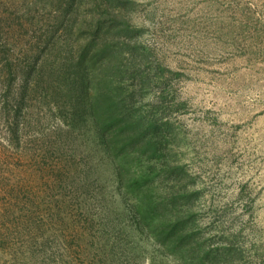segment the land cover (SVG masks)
Instances as JSON below:
<instances>
[{
  "label": "rangeland",
  "instance_id": "rangeland-1",
  "mask_svg": "<svg viewBox=\"0 0 264 264\" xmlns=\"http://www.w3.org/2000/svg\"><path fill=\"white\" fill-rule=\"evenodd\" d=\"M66 2L0 0V264H264V0L117 9L145 53L144 78L128 71L122 94L132 114L167 122L156 157L124 159L122 177L179 166L180 185L157 180L151 194L187 190L175 207L185 247L139 228L150 180L121 185L77 100V47L66 59L63 44L83 43L107 0Z\"/></svg>",
  "mask_w": 264,
  "mask_h": 264
},
{
  "label": "trees",
  "instance_id": "trees-1",
  "mask_svg": "<svg viewBox=\"0 0 264 264\" xmlns=\"http://www.w3.org/2000/svg\"><path fill=\"white\" fill-rule=\"evenodd\" d=\"M121 1L107 0V3H104L105 6L100 8L89 24V35L83 43L77 45L68 41L69 45L63 44L65 55H68L66 59H72L75 53L73 46L77 47L75 74L77 84L81 83L82 86V90L77 86V100L83 104L97 129L100 143L109 155L116 159L115 169L121 185L127 187L128 191L136 192V183L150 180L145 190L136 192L132 211L135 222L142 231L155 235L157 241L164 244L174 242L175 245L185 247L184 240L189 234L184 230L186 215L175 207L179 199L189 195L187 190H181L179 187L167 193L163 191V194H159L163 195L160 199H153L151 194L157 180L169 178L179 186L180 178L173 177V173L180 175L179 166L163 165L159 168L160 173L154 177L141 175L140 179L136 178V170L133 168L129 178L122 177L124 159L134 164L142 157L147 160L156 157L154 148L158 149V129L166 127L167 122L160 119L158 123L152 118L145 122L139 115L132 114L129 103L122 94L121 80L128 71L139 79L144 78L146 72L143 66L144 50L139 44L130 42L134 30L130 29L125 18L117 13V9L124 5ZM77 2L78 0H67L66 8H73ZM81 33L82 30L78 28L73 35L77 37ZM67 37L71 39L69 34ZM117 37H121L119 44L112 41ZM64 77L67 80L68 75L65 73ZM129 156L131 158L127 159ZM130 207L132 209V206ZM203 257L197 258L198 262L204 264L206 256Z\"/></svg>",
  "mask_w": 264,
  "mask_h": 264
}]
</instances>
